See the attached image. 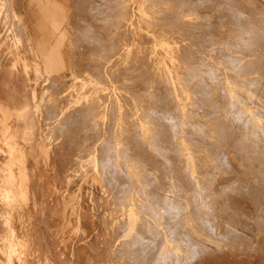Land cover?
Instances as JSON below:
<instances>
[{
	"label": "rangeland",
	"instance_id": "374dc122",
	"mask_svg": "<svg viewBox=\"0 0 264 264\" xmlns=\"http://www.w3.org/2000/svg\"><path fill=\"white\" fill-rule=\"evenodd\" d=\"M9 1L0 16L10 51L39 63L41 42L28 34L38 23L56 66L33 74L34 140L15 146L0 130V152H27L35 204L33 219L4 222L29 236L1 238L0 217V254L264 264V0H41L49 12L30 22L27 0ZM4 56L0 96L34 106ZM9 177L28 183L19 169Z\"/></svg>",
	"mask_w": 264,
	"mask_h": 264
},
{
	"label": "crops",
	"instance_id": "0c3cea01",
	"mask_svg": "<svg viewBox=\"0 0 264 264\" xmlns=\"http://www.w3.org/2000/svg\"><path fill=\"white\" fill-rule=\"evenodd\" d=\"M41 0H27L25 6L28 9V12L25 11L23 15V20L26 22H30L33 19V16H40V13H45L46 15L49 12L48 5H41ZM40 4V5H39ZM6 9L10 7L9 0H0V9ZM44 14L39 17L40 19L43 18ZM9 20V19H8ZM47 20V19H46ZM5 20L1 19L0 16V56L3 54L5 55V62L11 67L12 70L20 72L23 76V82L27 89L31 91V98L35 102L34 106H31L29 100L24 96L23 101L17 100L13 95L7 94L4 96H0V130H6V139H11V142H18L14 145L19 146L20 142H32L34 140V136L37 132L36 123L34 121V116L32 114L33 111L38 112V104L39 101L34 96L32 85L34 84L33 74L38 71V74L41 73V66L42 64L46 67V70H54L53 65L56 63L52 57V53H49V49L51 50L52 47V40L51 37L48 36L47 27H42L35 25L31 30L29 35L39 39L41 42L35 44L32 41L33 47L36 49L37 53L39 54V58L41 61V65L39 63L29 64L28 62H24L20 60L17 54H13L10 51L8 37H10V33L2 27V23ZM10 26V21L7 23ZM50 56V58H49ZM3 59V58H1ZM22 62V63H21ZM35 62V61H34ZM56 70V69H55ZM33 109V111H32ZM48 111V110H47ZM48 114H52L51 112ZM57 132V129H56ZM25 151V148L22 147ZM18 149V148H17ZM4 154V158L1 161L2 168L0 167V217L1 222L5 228V232L1 235V238L6 237H13V236H20L26 237L29 236L27 233V228H19V227H11L7 228L4 225L8 221V216H15L17 218V222L20 219L23 220H31L35 214V204L33 203V194L31 191V181L32 175L31 170L28 167V157L27 152H0ZM22 160V164H18L19 160ZM18 169L24 173H26L28 177V184L26 181L18 179L17 181H13L10 179L11 172H17ZM28 185V186H27ZM7 190H10L9 197L3 196ZM15 190H17V195L15 194ZM19 191V192H18ZM12 192V193H11ZM26 194V195H25ZM30 194V195H29ZM26 196V197H25ZM13 205L14 207H10ZM6 215V216H5ZM5 216V217H4ZM4 217V219H2ZM7 224V223H6ZM3 240V239H2ZM0 239V243L2 242ZM34 239L29 242L27 239H21L19 243L23 245L29 244L30 247L34 245ZM36 242V241H35ZM27 243V244H26ZM34 244V245H33ZM28 250L29 247L27 246ZM13 248L6 250L9 254L4 255L3 251L0 254V264H15V260L20 262V264H24L23 262L26 261L27 256L29 254L25 250H12ZM17 251V252H15ZM15 252V253H14ZM23 252V253H22ZM14 253V254H13ZM13 254V255H12ZM18 254V255H17ZM23 254V255H22ZM27 254V255H25ZM15 256V258H14ZM24 257V258H23ZM14 258V259H13ZM20 259V260H19Z\"/></svg>",
	"mask_w": 264,
	"mask_h": 264
},
{
	"label": "bare ground",
	"instance_id": "6f19581e",
	"mask_svg": "<svg viewBox=\"0 0 264 264\" xmlns=\"http://www.w3.org/2000/svg\"><path fill=\"white\" fill-rule=\"evenodd\" d=\"M227 1H228V0H227ZM262 1H263V0H262ZM226 3H227V2H226ZM94 4H95V3H94ZM97 7H98V6H97ZM118 12H119V11H118ZM239 15H240V14H239ZM239 15H238V16H239ZM244 15H245V13H244ZM246 16H247V15H246ZM112 17H113V16H112ZM235 19H236V18H235ZM238 19H239V18H238ZM225 20H226V19H225ZM242 20H243V18H241V20H240L239 22H241ZM234 21H235V20H234ZM236 21H237V20H236ZM247 21H248V20H247ZM244 22H245V21H244ZM253 22H254V21H253ZM262 22H263V21H262ZM241 23H242V22H241ZM257 23H258V22H257ZM257 23H256V24H257ZM234 24H235V23H234ZM245 25H246V24H245ZM258 25H259V24H258ZM258 25H257V26H258ZM251 26H252V25H251ZM261 26H262V25H261ZM263 27H264V26H263ZM260 28H261V27H260ZM256 29H257V28H254V30H256ZM257 30H258V29H257ZM263 30H264V29H263ZM168 31H169V30H168ZM259 34H261V33L259 32ZM263 35H264V33H263ZM243 41H245V40H243ZM246 41H247V40H246ZM93 46H94V45H93ZM208 48H209V47H208ZM260 50H261V49H260ZM255 53H257V52H255ZM194 54H195V53H194ZM194 63H195V62H194ZM131 70H132V69H131ZM117 81H118V80H117ZM258 85H259V84H258ZM206 90H207V89H206ZM206 92H207V91H206ZM261 94H262V93H261ZM158 95H159V94H158ZM208 95H209V94H208ZM208 95H207V96H208ZM219 97H220V96H219ZM214 98H216V97H214ZM223 99H224V98H223ZM200 100H201V99H200ZM202 100H204V98H203ZM212 100H213V99H212ZM206 101H208V100H206ZM215 101H216V100H215ZM218 101H219V100H218ZM227 101H228V100H227ZM203 102H204V101H203ZM212 102H213V101H212ZM224 102H225V101H223V103H224ZM208 103H209V102H208ZM210 103H211V102H210ZM220 103H221V102H220ZM220 103H219V104H220ZM225 103H226V102H225ZM206 104H207V103H206ZM215 104H216V102H215ZM220 105H222V104H220ZM235 107H236V106H235ZM258 108H259V107H258ZM234 109H235V108H234ZM206 110H207V109H206ZM222 110H223V109H222ZM222 110H220V111H222ZM236 111H237V110H236ZM212 112H213V109H212ZM238 112H239V111H238ZM214 113H216V111H215ZM219 113L221 114V112H219ZM223 114H225V113H223ZM260 114H261V113H260ZM216 115H217V114H216ZM216 115H214V116H216ZM214 116H213V117H214ZM263 117H264V116H263ZM234 119H235V117H234ZM234 119H233V120H234ZM236 119H237V118H236ZM236 119H235V120H236ZM241 119H242V118H241ZM241 119H240V120H241ZM204 120H206V119H204ZM223 120H224V119H223ZM223 120H222V121H223ZM246 120H247V119H246ZM219 121H220V119H219ZM214 122H215V121H214ZM224 122H225V120H224ZM239 122H240V121H239ZM217 123H218V122H217ZM222 123H223V122H222ZM222 123H221V124H222ZM232 123H233V122H232ZM236 123H238V122H236ZM236 123H235V125H236ZM242 123H243V122H242ZM233 124H234V123H233ZM224 125H225V124H224ZM249 125H250V124H249ZM219 126H220V125H219ZM219 126H218V127H219ZM221 126H222V125H221ZM222 127H223V126H222ZM239 127H240V126H239ZM213 129H214V128H213ZM208 130H209V129H208ZM216 130H217V129H216ZM216 130H215V131H216ZM235 131H236V130H235ZM251 131H252V130H251ZM207 132H208V131H207ZM216 132H217V131H216ZM257 132H258V131H257ZM257 132H256V133H257ZM261 132H262V131H261ZM231 133H232V132H231ZM254 133H255V132H254ZM168 134H169V133H168ZM229 134H230V133H229ZM233 134H234V133H233ZM177 135H178V134H177ZM213 135H214V134H213ZM218 135H219V133H218ZM225 135H226V134H225ZM170 136H171V135H170ZM231 136H232V135H231ZM260 136H263V135L261 134ZM220 137H221V136H220ZM211 138H212V137H211ZM234 139H235V138H234ZM238 139L240 140V136H239ZM235 140H236V139H235ZM239 140H238V141H239ZM217 141H218V140H217ZM170 142H171V141H170ZM213 142H216L215 139H214ZM241 142H242V140H241ZM244 142H245V141H244ZM249 142H250V141H249ZM257 142H258V141H257ZM217 143H218V142H217ZM246 143H247V142H246ZM218 144H219V143H218ZM212 145H213V144H212ZM215 145H216V144H215ZM239 145H240V144H239ZM248 145H249V144H248ZM217 146H218V145H217ZM217 146H216V147H217ZM236 146H237V145H236ZM219 147H220V146H219ZM168 148H169V147H168ZM217 148H218V147H217ZM217 148H215V149H217ZM259 148H260V147H259ZM165 149H166V148H165ZM231 150H232V149H231ZM240 150H241V149H240ZM243 150H244V148H243ZM255 150H256V149H255ZM257 151H258V150H257ZM260 151H261V150H260ZM171 152H172V150H171ZM233 152H234V151H233ZM253 152H255V151H253ZM240 153H241V152H240ZM226 154H227V153H226ZM260 154H261V153H259V155H260ZM262 154H264V153H262ZM262 154H261V157H262ZM237 155H238V154H237ZM244 155H245V154H244ZM223 157H224V156H223ZM226 157H227V156H226ZM220 158H222V157H220ZM239 158H242V157H239ZM249 158H250V157H249ZM223 159H224V158H223ZM243 159H244V158H243ZM225 160H227V159H225ZM251 160H252V159H251ZM251 160H249V162H250ZM258 160H259V159H258ZM224 162H225V161H224ZM251 162H252V161H251ZM217 163H218V162H217ZM229 164H230V163H229ZM247 164H248V163H247ZM248 165H249V164H248ZM255 165H256V163H255ZM262 166H263V165H262ZM251 169H252V170H250V171L254 172V171H253V167H252ZM254 170H255V168H254ZM257 170H259V169H257ZM258 172H259V171H258ZM256 174H257V173H256ZM256 174H255V175H256ZM260 175H261V173H260ZM260 175H259V177H260ZM253 176H254V175H253ZM260 178H261V177H260ZM260 178H259V179H260ZM259 179H258V181H259ZM27 184H28V183H27ZM106 184H107V183H106ZM27 186H28V185H27ZM117 190H118V189H117ZM18 192H19V191H18ZM11 193H12V192H11ZM25 195H26V194H25ZM29 195H30V194H29ZM10 197H11V196H10ZM25 197H26V196H25ZM189 205H190V204H189ZM164 218H165V217H164ZM4 222H5V221H4ZM8 228H9V227H8ZM183 239H184V238H183ZM17 246H18V245H17ZM142 246H143V245H142ZM144 246H145V245H144ZM8 247H9V246H8ZM12 250H15V249H12ZM15 252H17V251H15ZM15 252H14V253H15ZM22 253H23V252H22ZM12 255H13V254H12ZM17 255H18V254H17ZM22 255H23V254H22ZM25 255H27V254H25ZM14 258H15V256H14ZM14 258H13V259H14ZM23 258H24V257H23ZM19 260H20V259H19ZM15 261H16V260H15ZM17 261H18V259H17ZM24 263H25V262H24Z\"/></svg>",
	"mask_w": 264,
	"mask_h": 264
}]
</instances>
